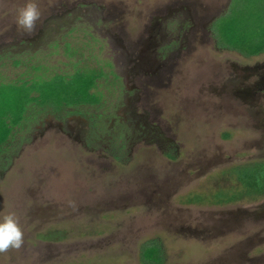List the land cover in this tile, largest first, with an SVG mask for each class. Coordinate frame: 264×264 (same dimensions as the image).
Returning a JSON list of instances; mask_svg holds the SVG:
<instances>
[{"label":"rangeland","instance_id":"rangeland-1","mask_svg":"<svg viewBox=\"0 0 264 264\" xmlns=\"http://www.w3.org/2000/svg\"><path fill=\"white\" fill-rule=\"evenodd\" d=\"M27 2L0 0V220L14 212L24 230L23 246L0 253V264H149L155 256L142 245L156 237L151 213L137 218L124 192L139 168L171 163L154 136L167 130L162 115L216 113L205 100L219 79L207 75L217 68L208 56H264V0H35L42 15L32 33L16 24ZM185 125L182 118L174 129ZM258 162H243L238 176L262 186ZM177 196L169 203L181 204ZM249 227L252 236L258 228ZM176 235L159 240L162 264H198L199 239ZM246 237L206 242L222 257ZM263 252L255 245L238 264Z\"/></svg>","mask_w":264,"mask_h":264},{"label":"flooded vegetation","instance_id":"flooded-vegetation-1","mask_svg":"<svg viewBox=\"0 0 264 264\" xmlns=\"http://www.w3.org/2000/svg\"><path fill=\"white\" fill-rule=\"evenodd\" d=\"M221 50L232 49L215 50L218 53L216 58L208 56L207 59L210 64H217L215 69L207 67V75L219 76L215 84L209 85L216 91L215 94L210 93L215 97L205 99L208 104L218 106L216 113L203 117L199 114L177 115V119L174 115H162L167 130L154 133V136L159 134L156 143L163 147L162 154L171 163L164 168H139L134 179L136 186L124 192V201H134L137 218L151 213V229L156 237L142 245V249L149 246L155 256L150 264L163 263L164 252L159 240L164 234L165 237L177 234L181 239H190L191 236L199 239L197 245H201V253L198 264H238L247 258L245 253L248 250L264 243V182H261L262 186L258 185L236 172L248 161H259L257 164L264 165V56L244 55L236 49L233 55L225 51L221 54ZM217 58L220 60L215 62ZM157 72L154 71L153 78L159 83L162 77L160 79L161 74ZM199 72L203 76L206 74V71ZM235 103L244 104L246 111L231 109L239 105ZM182 118L187 125L177 132L174 128L182 123ZM217 126L221 129H216ZM238 132L245 133L240 135L242 140L237 136ZM178 134H181L180 138L176 137ZM234 137L236 144L232 141ZM247 150L255 151L241 161L243 159L238 155ZM211 169L216 172H211ZM203 176L206 177L201 180ZM199 184L206 186V193H201L202 187L200 191L182 193L181 197L176 194L181 187ZM176 196L181 204H170L169 199ZM203 203H208L210 208L200 209L199 205ZM227 204L234 209L229 210ZM194 205L197 208H192ZM247 223L258 228L253 229L252 236L246 234L250 228L244 225ZM234 233L247 237L225 245L223 250L228 251L222 257L215 254L206 242L207 239ZM259 258L264 260V252L259 257H248V260L255 264ZM192 263L190 258L186 261V264Z\"/></svg>","mask_w":264,"mask_h":264},{"label":"clouds","instance_id":"clouds-1","mask_svg":"<svg viewBox=\"0 0 264 264\" xmlns=\"http://www.w3.org/2000/svg\"><path fill=\"white\" fill-rule=\"evenodd\" d=\"M41 10L35 0L28 2L18 9L16 24L27 33L36 29V23L41 18ZM24 244V230L19 217L14 212H9L0 220V253L10 249H20Z\"/></svg>","mask_w":264,"mask_h":264},{"label":"trees","instance_id":"trees-1","mask_svg":"<svg viewBox=\"0 0 264 264\" xmlns=\"http://www.w3.org/2000/svg\"><path fill=\"white\" fill-rule=\"evenodd\" d=\"M86 80H88V79H86ZM88 81H90V83L89 82H84V83H85V86L87 85V87L89 88V86H91V84H92V80H88ZM88 88H87V91H88ZM87 91L85 93H87ZM149 264H150V261H149Z\"/></svg>","mask_w":264,"mask_h":264}]
</instances>
